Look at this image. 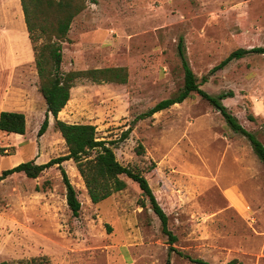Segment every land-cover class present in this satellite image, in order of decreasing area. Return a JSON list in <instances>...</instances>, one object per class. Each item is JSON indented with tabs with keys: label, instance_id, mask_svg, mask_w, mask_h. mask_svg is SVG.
Returning a JSON list of instances; mask_svg holds the SVG:
<instances>
[{
	"label": "rangeland",
	"instance_id": "rangeland-1",
	"mask_svg": "<svg viewBox=\"0 0 264 264\" xmlns=\"http://www.w3.org/2000/svg\"><path fill=\"white\" fill-rule=\"evenodd\" d=\"M180 38L199 88L229 95L222 104L264 145V53L211 71L234 49L264 47V0H84L61 44V70L124 66L128 77L76 80L58 118L95 125L116 159L145 176L182 254L168 252L137 183L120 175L125 188L93 203L67 159L61 165L81 203L78 216L57 165L36 178L14 172L0 180V262L264 264V163L246 136L198 92L139 119L182 88ZM34 56L20 0H0V111L22 112L26 120L24 134L0 130V174L68 151L52 116L37 135L46 103Z\"/></svg>",
	"mask_w": 264,
	"mask_h": 264
},
{
	"label": "trees",
	"instance_id": "trees-1",
	"mask_svg": "<svg viewBox=\"0 0 264 264\" xmlns=\"http://www.w3.org/2000/svg\"><path fill=\"white\" fill-rule=\"evenodd\" d=\"M95 2V0H92ZM24 22L30 41L33 43L35 66L39 79V91L45 103L44 118L38 128L37 135L41 136L47 130L49 116L55 119V125L61 133L67 146V154L49 159L44 163L34 160L21 162L11 168L2 170L0 180L14 172H23L29 178H36L43 170L57 165L60 168L62 180L66 188V203L73 216H78L81 203L77 198L76 190L71 184L61 163L72 159L84 182L87 194L93 203H98L108 198L112 193L123 190L126 186L120 175H125L138 187L149 200L152 211L158 217L161 231L167 237L168 252L182 254L175 246L176 235L168 226V216L158 203L149 183L144 175L122 165L115 156L114 151L104 140L96 136L95 125L88 123H69L58 118L59 112L70 99V89L80 78L90 79L93 82L125 83L128 72L124 66L88 68L78 70H61L62 51L61 44L67 40V33L73 17L84 8V0H20ZM41 39L37 45L34 43ZM177 50L184 70L183 86L174 97H168L156 102L139 116L146 118L164 110L175 103L184 101L192 92H198L209 101L214 108L219 110L227 124L236 132L246 136L256 156L264 163V145L248 130H246L231 114L221 100L229 96L220 94L212 96L199 88V82L188 64L184 52L183 39L180 38ZM248 53H264L263 46L251 48H237L232 50L224 59L213 66L211 71L223 68L231 60L238 59ZM251 118V117H250ZM26 128L25 116L19 111H0V130L24 134ZM129 131V130H128ZM125 131L122 138L128 134ZM137 152L142 153V145H138ZM151 165V167H153ZM197 264H210L201 258H190ZM169 258L166 264H169ZM0 264H9L1 261Z\"/></svg>",
	"mask_w": 264,
	"mask_h": 264
},
{
	"label": "crops",
	"instance_id": "crops-1",
	"mask_svg": "<svg viewBox=\"0 0 264 264\" xmlns=\"http://www.w3.org/2000/svg\"><path fill=\"white\" fill-rule=\"evenodd\" d=\"M60 113V112H59ZM51 116V115H50ZM50 116H49V118H50Z\"/></svg>",
	"mask_w": 264,
	"mask_h": 264
}]
</instances>
